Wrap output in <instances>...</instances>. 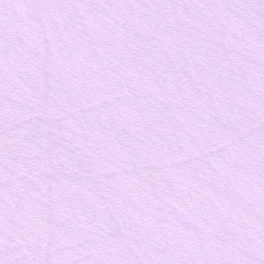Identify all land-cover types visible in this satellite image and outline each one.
I'll return each instance as SVG.
<instances>
[{"label": "snow or ice", "instance_id": "1", "mask_svg": "<svg viewBox=\"0 0 264 264\" xmlns=\"http://www.w3.org/2000/svg\"><path fill=\"white\" fill-rule=\"evenodd\" d=\"M0 264H264V0H0Z\"/></svg>", "mask_w": 264, "mask_h": 264}]
</instances>
